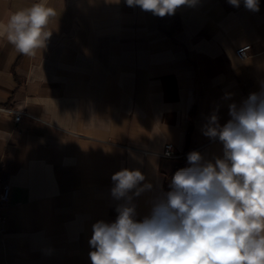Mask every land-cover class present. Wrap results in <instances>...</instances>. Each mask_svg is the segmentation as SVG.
I'll use <instances>...</instances> for the list:
<instances>
[{
    "label": "crops",
    "instance_id": "crops-1",
    "mask_svg": "<svg viewBox=\"0 0 264 264\" xmlns=\"http://www.w3.org/2000/svg\"><path fill=\"white\" fill-rule=\"evenodd\" d=\"M36 2L0 0V22ZM48 5L52 35L35 56L0 39V107L22 111L18 123L0 112V264H91L93 224L114 222L125 203L111 195L112 175L139 169L152 185L131 201L143 220L189 166L187 155L161 157L165 143L223 158L203 132L210 116L223 126L229 105L264 87V0L258 12L198 0L164 17L126 0Z\"/></svg>",
    "mask_w": 264,
    "mask_h": 264
},
{
    "label": "clouds",
    "instance_id": "clouds-1",
    "mask_svg": "<svg viewBox=\"0 0 264 264\" xmlns=\"http://www.w3.org/2000/svg\"><path fill=\"white\" fill-rule=\"evenodd\" d=\"M198 0H126L129 7L164 17ZM239 7L241 0H228ZM259 11V0H243ZM48 0L12 12L0 22V39L33 57L46 47L56 17ZM221 126L213 114L204 135L223 144V158L205 162L192 151L188 167L171 178L170 190L158 196L150 215L137 220L133 196L150 190L139 170L121 169L111 177V195L125 203L112 223L97 221L89 245L91 264H264V87L251 93ZM131 193V195H130Z\"/></svg>",
    "mask_w": 264,
    "mask_h": 264
},
{
    "label": "built area",
    "instance_id": "built-area-1",
    "mask_svg": "<svg viewBox=\"0 0 264 264\" xmlns=\"http://www.w3.org/2000/svg\"><path fill=\"white\" fill-rule=\"evenodd\" d=\"M250 49H251L250 44L241 45L235 49V54L238 59L244 60L248 56V52L250 51ZM3 111H7V112L10 111V115L14 123H18L21 120L22 111L0 107V112ZM192 151H194V149L188 150L185 153H178L176 151H173L172 143L167 142L163 147L161 157L168 159H178L184 155L188 156V154ZM8 199H9V186L6 183H0V232L3 230V226H2V222L4 219L3 208L7 204Z\"/></svg>",
    "mask_w": 264,
    "mask_h": 264
},
{
    "label": "trees",
    "instance_id": "trees-1",
    "mask_svg": "<svg viewBox=\"0 0 264 264\" xmlns=\"http://www.w3.org/2000/svg\"><path fill=\"white\" fill-rule=\"evenodd\" d=\"M188 135H189V132H188Z\"/></svg>",
    "mask_w": 264,
    "mask_h": 264
}]
</instances>
